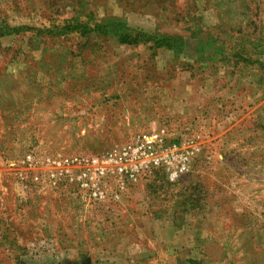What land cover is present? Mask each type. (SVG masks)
I'll return each mask as SVG.
<instances>
[{"label":"rangeland","instance_id":"obj_1","mask_svg":"<svg viewBox=\"0 0 264 264\" xmlns=\"http://www.w3.org/2000/svg\"><path fill=\"white\" fill-rule=\"evenodd\" d=\"M152 130L197 138L176 181L99 206L40 184V158ZM86 260L264 264V0H0V264Z\"/></svg>","mask_w":264,"mask_h":264},{"label":"built area","instance_id":"obj_2","mask_svg":"<svg viewBox=\"0 0 264 264\" xmlns=\"http://www.w3.org/2000/svg\"><path fill=\"white\" fill-rule=\"evenodd\" d=\"M198 150L195 135L172 140L161 130L144 131L94 156L40 158V184L73 186L87 205L99 206L117 201L128 185L151 174L176 181L189 171ZM21 163L24 167L38 164L31 155L24 156ZM34 181H38L37 176Z\"/></svg>","mask_w":264,"mask_h":264},{"label":"trees","instance_id":"obj_3","mask_svg":"<svg viewBox=\"0 0 264 264\" xmlns=\"http://www.w3.org/2000/svg\"><path fill=\"white\" fill-rule=\"evenodd\" d=\"M119 37V42L121 44H138L139 39L146 38L148 41H154L153 44L155 47L161 48L165 47L167 49H172L173 48V43L177 41L175 37H161L154 39L152 36H148L145 34H130L128 33H122L118 34ZM190 263L195 264L194 261H191Z\"/></svg>","mask_w":264,"mask_h":264},{"label":"water","instance_id":"obj_4","mask_svg":"<svg viewBox=\"0 0 264 264\" xmlns=\"http://www.w3.org/2000/svg\"><path fill=\"white\" fill-rule=\"evenodd\" d=\"M83 264H89V261L88 260H86V261H84V263Z\"/></svg>","mask_w":264,"mask_h":264}]
</instances>
